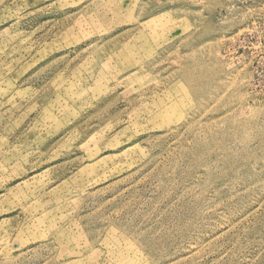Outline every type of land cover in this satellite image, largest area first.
<instances>
[{"label":"rangeland","instance_id":"1","mask_svg":"<svg viewBox=\"0 0 264 264\" xmlns=\"http://www.w3.org/2000/svg\"><path fill=\"white\" fill-rule=\"evenodd\" d=\"M0 264H264V0H0Z\"/></svg>","mask_w":264,"mask_h":264}]
</instances>
